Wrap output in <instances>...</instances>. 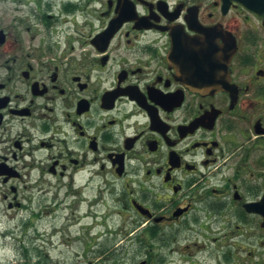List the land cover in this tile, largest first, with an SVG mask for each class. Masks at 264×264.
I'll list each match as a JSON object with an SVG mask.
<instances>
[{
  "label": "flooded vegetation",
  "instance_id": "flooded-vegetation-1",
  "mask_svg": "<svg viewBox=\"0 0 264 264\" xmlns=\"http://www.w3.org/2000/svg\"><path fill=\"white\" fill-rule=\"evenodd\" d=\"M0 184L9 212L114 218L132 264H264V13L0 0Z\"/></svg>",
  "mask_w": 264,
  "mask_h": 264
},
{
  "label": "rangeland",
  "instance_id": "rangeland-1",
  "mask_svg": "<svg viewBox=\"0 0 264 264\" xmlns=\"http://www.w3.org/2000/svg\"><path fill=\"white\" fill-rule=\"evenodd\" d=\"M2 189L0 184V190ZM25 196L33 198L32 203L27 206L26 211L19 212L16 216L8 211L0 198V264H22L28 261L23 259L25 252H28L27 258H32L33 264L38 261L40 252L46 256L38 264H132L130 256L126 259L120 253L119 248L123 246L125 239L113 231L117 225L114 218H110L108 222V226L112 227L108 231L99 227L91 232L79 231L72 226L67 211L38 218L36 213L38 214L40 204L52 201L42 202L40 197H31L27 192ZM87 222L88 220L83 221L85 224ZM97 234H101V238L95 241L94 236ZM91 240L94 242L93 247L88 244ZM100 247L106 250V255L96 254ZM130 253L131 245L128 244L126 254L131 255ZM115 256L119 262L114 260Z\"/></svg>",
  "mask_w": 264,
  "mask_h": 264
},
{
  "label": "water",
  "instance_id": "water-1",
  "mask_svg": "<svg viewBox=\"0 0 264 264\" xmlns=\"http://www.w3.org/2000/svg\"><path fill=\"white\" fill-rule=\"evenodd\" d=\"M225 1H226L227 4H230V3H232L233 0H225ZM238 1H240L242 3H245V0H238ZM247 9L250 10L251 12L257 14V15H260V13L262 11V9L257 8V7H247Z\"/></svg>",
  "mask_w": 264,
  "mask_h": 264
},
{
  "label": "trees",
  "instance_id": "trees-1",
  "mask_svg": "<svg viewBox=\"0 0 264 264\" xmlns=\"http://www.w3.org/2000/svg\"><path fill=\"white\" fill-rule=\"evenodd\" d=\"M26 257H27V256H26ZM27 259H28V261H25V262H23L22 264H33L32 261H31L32 258H26V260H27ZM33 262H34V261H33ZM34 263L38 264V261H37V262L35 261Z\"/></svg>",
  "mask_w": 264,
  "mask_h": 264
}]
</instances>
